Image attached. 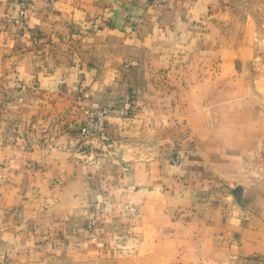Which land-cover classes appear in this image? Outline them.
Wrapping results in <instances>:
<instances>
[{
	"label": "crops",
	"instance_id": "crops-1",
	"mask_svg": "<svg viewBox=\"0 0 264 264\" xmlns=\"http://www.w3.org/2000/svg\"><path fill=\"white\" fill-rule=\"evenodd\" d=\"M33 2L0 0V263L264 264L260 28L231 0Z\"/></svg>",
	"mask_w": 264,
	"mask_h": 264
},
{
	"label": "built area",
	"instance_id": "built-area-1",
	"mask_svg": "<svg viewBox=\"0 0 264 264\" xmlns=\"http://www.w3.org/2000/svg\"><path fill=\"white\" fill-rule=\"evenodd\" d=\"M16 6L19 8L20 15L18 17V23L24 25L26 19L29 16L30 11L34 7L33 0H12ZM172 0H149L152 6H166ZM17 98H22L24 92V85L21 83L16 84ZM133 106L131 99L127 98L121 114L124 117H130L133 113ZM108 115V110L96 109L87 110L85 112V120L82 129L79 134L83 139V145L87 149H94L106 146V135L104 133V122ZM181 157L179 155H174L171 157V163L173 165L181 164ZM101 212L98 207H94L86 220V228L88 231L93 232L97 237L100 235V225H101Z\"/></svg>",
	"mask_w": 264,
	"mask_h": 264
},
{
	"label": "rangeland",
	"instance_id": "rangeland-1",
	"mask_svg": "<svg viewBox=\"0 0 264 264\" xmlns=\"http://www.w3.org/2000/svg\"><path fill=\"white\" fill-rule=\"evenodd\" d=\"M236 6V13H238L243 18L251 20L255 23L261 31L264 39V0H231ZM100 229V228H99ZM101 235V233H100ZM102 243V242H97ZM39 251H29L25 256L24 260L19 261V264H43V261H40L41 257H38L37 253ZM49 258L52 259L53 253H48ZM39 258V261H38ZM77 258V257H76ZM8 263V262H7ZM3 261L0 264H7ZM46 264H55L53 261H46Z\"/></svg>",
	"mask_w": 264,
	"mask_h": 264
}]
</instances>
